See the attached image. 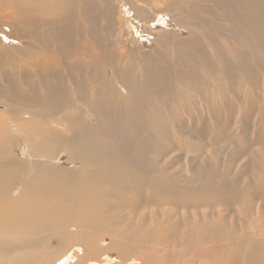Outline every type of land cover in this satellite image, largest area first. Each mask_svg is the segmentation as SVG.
<instances>
[{
  "label": "bare ground",
  "instance_id": "bare-ground-1",
  "mask_svg": "<svg viewBox=\"0 0 264 264\" xmlns=\"http://www.w3.org/2000/svg\"><path fill=\"white\" fill-rule=\"evenodd\" d=\"M217 1L249 21H238L231 36L223 37L236 47L231 56L228 48L217 49L210 41L214 34L225 35L214 25L202 31L206 28L198 16ZM228 4L0 0V251L13 247L12 241L22 247L3 250L1 264H170L169 259L185 255L180 246L175 247L179 251L155 246L160 228L169 223L143 228L146 215L134 219L137 189L145 188L149 200L154 190L162 197L169 194L168 183L150 178L154 147L146 136L156 130L144 124L157 116L151 102L159 97L148 77L158 92L181 98L187 91L180 80L189 71H212L229 88L259 68L264 0ZM164 15L176 31L151 28ZM133 22L143 25L157 50L150 54L134 38ZM253 25L256 40L246 35L242 41ZM179 39H185L184 47ZM133 54L141 60L137 70L132 69ZM102 190L109 193L107 200ZM220 236L218 248H231L232 236ZM208 237L201 232L195 239L202 245ZM57 242L68 251L52 263L49 249ZM247 251V264H264V239L253 241Z\"/></svg>",
  "mask_w": 264,
  "mask_h": 264
},
{
  "label": "rangeland",
  "instance_id": "rangeland-1",
  "mask_svg": "<svg viewBox=\"0 0 264 264\" xmlns=\"http://www.w3.org/2000/svg\"><path fill=\"white\" fill-rule=\"evenodd\" d=\"M98 1L113 4L114 0ZM129 1L134 3V0ZM139 1L150 4L152 0ZM237 1L228 0L233 5ZM216 5L208 8L207 12L198 14L206 28L202 31L207 33L206 25H214L225 36L214 34L210 41L217 49L228 48V56H231L236 47L232 39L223 37L231 36L232 28L239 27L240 20L242 23L249 21L247 18L241 19L237 10L223 7L218 1ZM125 11L127 13V9ZM166 22L169 23L170 18L160 16L151 28L177 30L175 24L168 26ZM110 28L107 24L106 31ZM132 28L134 38L144 42L145 45H142L149 49L150 54L159 48V45L151 43V36L142 31V24L133 22ZM253 28L254 25L250 26L242 35V41L246 35L256 40ZM182 33L183 37L187 35L185 30ZM111 35L115 37L114 31ZM163 36L154 35L158 39H163ZM179 40L184 47L185 39ZM254 57L256 55L251 56V59ZM131 60L132 69L137 70L141 63L139 55L133 54ZM256 60L261 62L259 68L236 78L229 88L226 81L217 79L218 74L212 71H189L180 80L187 91L181 98H172L164 92H158L148 77L150 88L159 97V101H154L156 103L151 102L157 116L149 121L144 120L148 122L143 123L146 127L150 125V129L154 125V131L156 130H149L146 136L154 147V153L149 155L151 160L148 162L150 178L168 183L169 194L162 197L154 190L153 198L149 200L145 188L137 189L132 196L135 198L134 219L145 214L146 217L141 222L143 228L156 222L169 223L170 226L160 228L162 233L158 236L159 241H154V245L161 244L167 251H174L178 246L182 248L185 255L169 259L170 264H191L195 257L194 264H216L217 261L221 264H247L251 259V252L247 248L252 246L253 241L264 239V60ZM159 112L161 114H157ZM22 153L21 149V157ZM65 159L64 155L61 162ZM102 194L105 200L109 198L108 192L102 190ZM11 197L14 199L12 194ZM29 199L35 197L29 196ZM214 228L218 232L214 233ZM201 232L209 233L202 245L195 239ZM224 233L230 234L232 239L231 245L229 244L231 248L223 251L218 248L223 242L218 244L217 240ZM128 241L132 243V238ZM59 243H53L49 249L52 263L68 251L62 249ZM10 244L13 247L5 245L3 250L15 251L22 248L20 243L12 241ZM205 247L208 250L200 256L197 252ZM3 250L0 254L5 257Z\"/></svg>",
  "mask_w": 264,
  "mask_h": 264
}]
</instances>
